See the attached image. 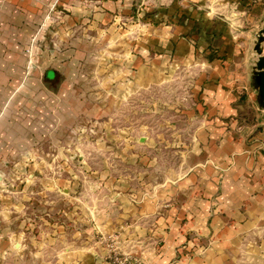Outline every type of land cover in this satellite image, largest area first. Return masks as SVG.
Returning <instances> with one entry per match:
<instances>
[{"label":"rangeland","instance_id":"374dc122","mask_svg":"<svg viewBox=\"0 0 264 264\" xmlns=\"http://www.w3.org/2000/svg\"><path fill=\"white\" fill-rule=\"evenodd\" d=\"M99 1L55 0L25 46L27 77L34 73L50 96L65 83L67 125L29 137V147L2 159V243L10 240V227L36 242H42L44 229L51 234L72 227L84 202L60 208L48 194L172 195L175 181L203 159L215 129L236 143L264 135L253 86L264 17L256 25H233L232 46L202 51L200 32L194 38L175 34L182 20L153 16L164 14L166 0H135L129 15L106 9L113 13L107 22L95 16ZM182 41L189 46L181 57ZM210 53L224 69L227 109L211 105L215 84L209 81L211 68L201 62ZM53 70L48 82L47 71ZM43 251L31 252L33 264Z\"/></svg>","mask_w":264,"mask_h":264},{"label":"crops","instance_id":"0c3cea01","mask_svg":"<svg viewBox=\"0 0 264 264\" xmlns=\"http://www.w3.org/2000/svg\"><path fill=\"white\" fill-rule=\"evenodd\" d=\"M54 1L0 0V168L5 155L29 147V137L67 125L65 83L62 91L50 96L34 73L26 74L25 46L44 9ZM134 2L100 0L94 5L95 16L107 22L113 13L106 9L129 15ZM163 3L164 14L153 16L182 20L175 34L186 32L194 38L200 32L202 51L224 48V43L232 46L233 25H256L264 17V0ZM180 46L177 53L182 57L189 44L182 41ZM211 55L201 61L211 68L209 81L215 84L211 105L227 109L224 69ZM47 72L49 82L57 71ZM75 121L74 117L72 125ZM211 137L203 159L191 165L182 182L175 181L177 189L171 182L170 188L176 189L172 195L48 194L56 197L60 208L84 202L72 227L59 226L51 234L44 229L42 242L10 227V240L0 242V264H33L34 249L45 250L36 253L35 264H110L111 253L101 235L114 238L119 252L142 264H264V135L236 143L215 129ZM55 233L57 237H48Z\"/></svg>","mask_w":264,"mask_h":264},{"label":"water","instance_id":"95a60500","mask_svg":"<svg viewBox=\"0 0 264 264\" xmlns=\"http://www.w3.org/2000/svg\"><path fill=\"white\" fill-rule=\"evenodd\" d=\"M257 44L258 60L253 72V86L257 92V102L264 115V28L259 32Z\"/></svg>","mask_w":264,"mask_h":264},{"label":"built area","instance_id":"2783aa9c","mask_svg":"<svg viewBox=\"0 0 264 264\" xmlns=\"http://www.w3.org/2000/svg\"><path fill=\"white\" fill-rule=\"evenodd\" d=\"M101 241L105 243L111 253L110 264H142L137 260L132 259L131 257L124 255L119 252L116 248L115 239L111 236H101Z\"/></svg>","mask_w":264,"mask_h":264}]
</instances>
